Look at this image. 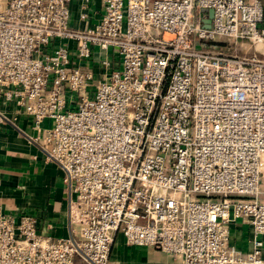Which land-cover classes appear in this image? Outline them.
I'll return each mask as SVG.
<instances>
[{
  "label": "built area",
  "instance_id": "1",
  "mask_svg": "<svg viewBox=\"0 0 264 264\" xmlns=\"http://www.w3.org/2000/svg\"><path fill=\"white\" fill-rule=\"evenodd\" d=\"M73 1L0 0V98L52 120L70 194L60 239L0 207V264H108L118 233L183 264H264V0H101L94 24L78 0L80 28Z\"/></svg>",
  "mask_w": 264,
  "mask_h": 264
},
{
  "label": "crops",
  "instance_id": "2",
  "mask_svg": "<svg viewBox=\"0 0 264 264\" xmlns=\"http://www.w3.org/2000/svg\"><path fill=\"white\" fill-rule=\"evenodd\" d=\"M71 12L72 26L86 25L80 20L78 0L71 3ZM102 13L101 0H94L88 23H97ZM86 65L96 74L101 71L91 60ZM52 124L47 119L36 127L31 114L15 102L0 98V207L18 217L35 216L42 233L60 239L70 235V194L64 182V169L47 157L42 146ZM230 231L232 244L248 251L253 238L251 225L238 220L231 224ZM77 263L87 264L81 257ZM108 264H183V257L152 246L128 244L125 236L118 233Z\"/></svg>",
  "mask_w": 264,
  "mask_h": 264
},
{
  "label": "rangeland",
  "instance_id": "3",
  "mask_svg": "<svg viewBox=\"0 0 264 264\" xmlns=\"http://www.w3.org/2000/svg\"><path fill=\"white\" fill-rule=\"evenodd\" d=\"M218 41L224 42L226 46L230 49V52L239 55H249L253 53L254 46L247 41L236 40L234 38H228L226 36H221Z\"/></svg>",
  "mask_w": 264,
  "mask_h": 264
},
{
  "label": "water",
  "instance_id": "4",
  "mask_svg": "<svg viewBox=\"0 0 264 264\" xmlns=\"http://www.w3.org/2000/svg\"><path fill=\"white\" fill-rule=\"evenodd\" d=\"M204 11L208 12V18L204 20V26L209 28L211 26V20L214 15V10L204 9Z\"/></svg>",
  "mask_w": 264,
  "mask_h": 264
}]
</instances>
